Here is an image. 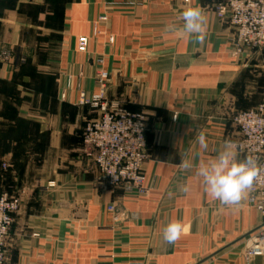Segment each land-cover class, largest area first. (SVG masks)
Returning <instances> with one entry per match:
<instances>
[{"label":"crops","instance_id":"obj_1","mask_svg":"<svg viewBox=\"0 0 264 264\" xmlns=\"http://www.w3.org/2000/svg\"><path fill=\"white\" fill-rule=\"evenodd\" d=\"M223 1L0 0V187L21 200L6 264H264L246 255L264 228L248 194L225 206L206 195L195 167H179L185 157L214 159L225 141L242 159L232 118L264 104V49L235 56L233 30L215 13ZM187 7L204 13L203 43L168 31L182 27ZM81 37L90 39L86 55ZM100 70L106 100L146 116V197L103 185L81 154L96 114L79 95L100 93ZM110 207L125 218L115 221ZM173 220L186 230L167 244Z\"/></svg>","mask_w":264,"mask_h":264},{"label":"built area","instance_id":"obj_2","mask_svg":"<svg viewBox=\"0 0 264 264\" xmlns=\"http://www.w3.org/2000/svg\"><path fill=\"white\" fill-rule=\"evenodd\" d=\"M215 13L221 22L233 30L235 56L263 51L264 0H224L216 6ZM107 20L106 16H102L95 23L94 38L101 34L99 25ZM113 42L111 38L110 43ZM89 45V38H79L78 53L86 55ZM1 59L9 61L10 56L3 53ZM97 62L102 66V60ZM108 81L109 74L100 70L96 77L100 93L87 96L85 92H81L79 95L78 105L89 107L96 114L94 119L86 122L83 129L81 154L94 165L103 185L110 188L123 187L128 192L135 191L139 196L146 197L150 192L143 174V166L149 159L147 119L142 113L127 111L120 102H108L105 94ZM232 123L240 136L238 151L264 161V104L256 109L237 113L232 118ZM2 170H7L6 164L2 165ZM247 194L248 205L264 215V171L247 190ZM20 208L19 197L2 191L0 187V264L7 263L6 245ZM108 211L116 214L113 207ZM124 218L123 214L115 215L117 222ZM246 255L249 258L264 255V228L248 239Z\"/></svg>","mask_w":264,"mask_h":264},{"label":"clouds","instance_id":"obj_3","mask_svg":"<svg viewBox=\"0 0 264 264\" xmlns=\"http://www.w3.org/2000/svg\"><path fill=\"white\" fill-rule=\"evenodd\" d=\"M180 16L183 21L182 27L173 24L168 26V31L185 33L190 38L203 43L206 38V18L202 10L199 7H187L182 10ZM196 141L201 150L208 149L204 132L196 137ZM231 145V141H225L224 150L218 152L216 157L208 162L194 164L185 157L179 163V167L184 171H190L195 167L196 175L206 195L225 206L238 204L264 171V161L259 157L246 155L242 159L238 158V153ZM188 190L186 185L183 191ZM185 230L181 221H170L163 230V240L167 244H175Z\"/></svg>","mask_w":264,"mask_h":264}]
</instances>
